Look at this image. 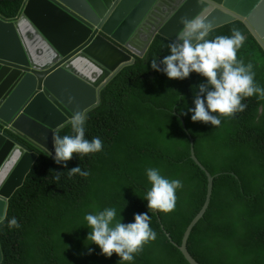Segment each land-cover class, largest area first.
I'll use <instances>...</instances> for the list:
<instances>
[{"label":"trees","instance_id":"obj_1","mask_svg":"<svg viewBox=\"0 0 264 264\" xmlns=\"http://www.w3.org/2000/svg\"><path fill=\"white\" fill-rule=\"evenodd\" d=\"M25 2L0 0V17L17 18ZM234 27L264 58L240 21L211 30L207 38L230 36ZM170 42L155 36L145 55L101 90L100 102L85 122V138L99 137L100 152L74 154L65 167L37 151L38 159L9 199L7 219L0 224L1 264H121L116 254L107 258L87 241L91 229L85 216L110 207L125 224L133 223L135 214H148L157 234L133 261L122 264H190L178 246L205 203L207 174L190 157L189 135L196 156L216 176L210 204L189 235L188 251L200 264H264V125L258 123L264 98H243L246 109L219 117V127L193 122L189 109L205 78L192 73L184 80H170L151 67L157 59L163 68ZM58 134L74 133L69 124ZM206 143L212 146L207 158L201 152ZM77 166L90 174L69 178L67 172ZM148 168L182 181L174 211L149 210ZM56 173H64L58 181ZM253 175L254 184L246 186ZM12 217L19 228L7 226Z\"/></svg>","mask_w":264,"mask_h":264},{"label":"water","instance_id":"obj_2","mask_svg":"<svg viewBox=\"0 0 264 264\" xmlns=\"http://www.w3.org/2000/svg\"><path fill=\"white\" fill-rule=\"evenodd\" d=\"M166 10L161 19L158 12ZM196 15L212 30L242 22L264 51V0H26L19 18L0 17V216L38 159L34 149L54 157L53 134L73 113L95 108L100 91L143 57L155 35L176 41L182 19ZM189 139L190 157L207 174V195L178 247L190 264H200L187 242L210 204L216 175Z\"/></svg>","mask_w":264,"mask_h":264},{"label":"clouds","instance_id":"obj_3","mask_svg":"<svg viewBox=\"0 0 264 264\" xmlns=\"http://www.w3.org/2000/svg\"><path fill=\"white\" fill-rule=\"evenodd\" d=\"M167 12L159 11L158 15H161V19H166ZM181 23L183 28L177 34L176 41L167 45L170 54L161 61L163 68L157 64V59L151 61V67L155 71H163L170 80H184L192 73L205 78L207 83L198 85V92L193 101L194 108L189 109L193 122L219 127L221 124L219 117H232L246 109L247 105L241 102L243 98L253 95L264 98V88L254 81L253 65L251 63L245 65L243 61L237 59V51L246 39L238 28H232L230 36L219 35L214 39H208L212 26L206 17L196 15L191 19H182ZM137 48L140 49L141 45L137 44ZM86 119L84 112L76 111L69 120L74 134L64 136L53 134L55 156L52 158L57 164H64L66 167L74 154L87 155L102 150L103 143L99 137L92 140L85 138ZM37 151L39 150L34 149L35 153ZM63 174L56 173L54 179L58 181ZM67 174L71 178L76 174L86 177L90 173L77 166ZM146 175L151 184V189L145 197L149 210L161 213L174 211L176 191L183 187L182 181L169 180L156 168H148ZM0 201H5V198L0 196ZM116 217L115 207L87 214L85 220L91 229L87 241L98 246L101 254L107 258L116 254L121 264L131 262L134 255L142 252L148 242L156 239L157 234L150 227L151 218L148 214H135L134 222L127 224L122 222V217L119 220ZM6 219V215L0 216V224ZM7 226L19 228L20 224L16 217H12L8 220Z\"/></svg>","mask_w":264,"mask_h":264},{"label":"rangeland","instance_id":"obj_4","mask_svg":"<svg viewBox=\"0 0 264 264\" xmlns=\"http://www.w3.org/2000/svg\"><path fill=\"white\" fill-rule=\"evenodd\" d=\"M22 11L23 9L21 10L20 13H22ZM255 50L256 49L253 47V45L244 41V44L237 51L238 53L237 59L243 61L245 65L249 63L253 65V71L255 73L254 81L257 85L264 88V58L262 57V55H260L259 52H256ZM262 108L258 111V118H259L258 123L264 125V112H263L264 109ZM210 146L211 143H206L203 146H201V152L203 157L205 158L209 157L207 150L210 149ZM255 177L256 175L250 177L249 180L245 182L246 186L254 184Z\"/></svg>","mask_w":264,"mask_h":264},{"label":"flooded vegetation","instance_id":"obj_5","mask_svg":"<svg viewBox=\"0 0 264 264\" xmlns=\"http://www.w3.org/2000/svg\"><path fill=\"white\" fill-rule=\"evenodd\" d=\"M145 37V33L141 30V34H140V36H139V39H142V38H144Z\"/></svg>","mask_w":264,"mask_h":264}]
</instances>
